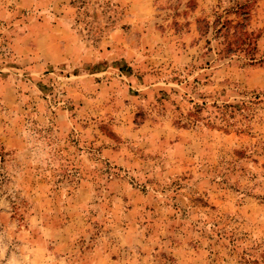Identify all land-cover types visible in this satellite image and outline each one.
<instances>
[{
    "label": "rangeland",
    "instance_id": "rangeland-1",
    "mask_svg": "<svg viewBox=\"0 0 264 264\" xmlns=\"http://www.w3.org/2000/svg\"><path fill=\"white\" fill-rule=\"evenodd\" d=\"M0 264H264V0H0Z\"/></svg>",
    "mask_w": 264,
    "mask_h": 264
},
{
    "label": "trees",
    "instance_id": "trees-1",
    "mask_svg": "<svg viewBox=\"0 0 264 264\" xmlns=\"http://www.w3.org/2000/svg\"><path fill=\"white\" fill-rule=\"evenodd\" d=\"M248 48H249V47H248V43L246 44V43L243 41V42H240V43L237 44V46H236V51H243V52H244V50L246 51Z\"/></svg>",
    "mask_w": 264,
    "mask_h": 264
}]
</instances>
